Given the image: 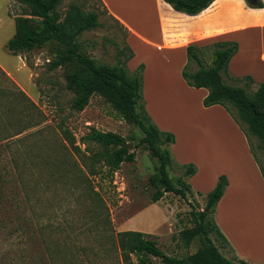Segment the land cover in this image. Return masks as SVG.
Here are the masks:
<instances>
[{
  "label": "rangeland",
  "instance_id": "374dc122",
  "mask_svg": "<svg viewBox=\"0 0 264 264\" xmlns=\"http://www.w3.org/2000/svg\"><path fill=\"white\" fill-rule=\"evenodd\" d=\"M134 5L131 13L135 15ZM71 6H78L86 13H98L99 26L79 37L89 58L97 64L114 66L128 56L126 30L107 14L98 0H61L57 8L59 15L63 18ZM127 7H122L124 12H128ZM1 9L11 20L25 12V7L16 0H0V13ZM144 12L154 24L151 7H144ZM137 25L143 28V22L138 21ZM9 29V34H13L14 26ZM4 40L0 31L1 44ZM135 47L137 62L132 64L133 70L127 64L126 68L130 73L139 71L142 107L147 116L146 109L151 110V122H157L161 133L169 131L165 129L178 132L176 151L183 159L191 160L188 164L195 168L193 162L206 161V153L214 147L198 137L199 131L187 134L184 127L212 128L218 125L216 119L202 112L206 107L199 100L200 94L187 92L180 85L176 78L178 62L170 67L163 63L162 53H150L137 43ZM51 53L49 48H44L26 54L22 68L15 56L0 48V65L11 76L5 77L0 71V264H124L118 234L125 231L149 234L158 248L171 257L184 258L195 253L201 247L199 236L189 248L174 237L181 230L195 228L193 213L205 207L206 196L218 181L209 193L203 194L192 187L185 199L164 193L153 204L155 188L149 183V177L157 172L159 162L147 146V150L143 149L145 145L135 147L143 133L122 120L99 95H93L83 111L72 110L74 94L66 88V70L48 69ZM200 57L203 66L209 67L210 51H204ZM197 68L192 63L189 71ZM235 69L241 74L252 71L243 61ZM163 72L168 78H162ZM261 80L256 77L252 83L224 78L227 85L242 88L249 96L255 93ZM184 84L187 85L185 81ZM228 106L238 118L236 109ZM223 111L245 135L240 126L244 130L247 127L242 123L239 126L226 109ZM92 130L115 133L127 145L132 144L134 162L122 163L115 172H110L97 156L102 148L81 143ZM214 136L218 139L219 135ZM248 138L264 171V146L256 136L250 134ZM70 140H74L76 150L69 145ZM162 148L169 150L167 146ZM224 153L228 165L223 170H237L245 174L248 182L239 180L243 190L235 182L233 202L223 213L236 225V232L239 225H245L252 250H261L264 248V192L247 175L242 156H237L233 148L231 154L225 150ZM184 167L172 161L168 168L169 178L179 188L190 184L183 174ZM200 178L192 184L202 188L204 182ZM180 180L182 184L178 185ZM250 227H258L260 233L252 236ZM214 244L226 259L239 260L228 247L215 241ZM131 259L133 264H141L135 255ZM143 259L146 264H160L152 257Z\"/></svg>",
  "mask_w": 264,
  "mask_h": 264
},
{
  "label": "trees",
  "instance_id": "16d2710c",
  "mask_svg": "<svg viewBox=\"0 0 264 264\" xmlns=\"http://www.w3.org/2000/svg\"><path fill=\"white\" fill-rule=\"evenodd\" d=\"M25 7V12L15 18V34L8 41L6 49L13 55L29 54L35 50L49 48L52 58L48 63L50 71L58 68L66 70V88L73 92L71 109L81 112L89 104L93 95L103 97L122 120L138 127L143 138L135 147L145 145L154 158L158 159L157 172L149 177V183L155 188L152 203L160 201L164 193H173L186 198L190 191L189 184L177 187L169 178L168 168L172 163L170 151L162 148L174 143L171 133H161L151 122L141 104V77L139 71L130 73L126 64L132 57V51L127 48L128 56L114 66L97 64L83 51L79 42L82 33L99 26L98 13L84 12L78 6L68 8L63 18L57 8L61 0H16ZM215 0H163L173 11L187 16H197L207 9ZM249 8H262L263 3L257 0L250 4L244 0ZM210 51L211 64L204 67L200 55ZM237 52V44L233 42H217L204 47L190 45L186 47V64L182 70V78L187 86L194 89H206L208 94L203 99L204 107L221 106L226 109L235 122L244 124V132L252 156L256 161L264 180V171L260 167L249 143L248 135H254L264 146V81L251 96L239 87L229 86L224 78L235 81H249L250 77L234 78L228 72L230 59ZM123 54V53H121ZM195 63L198 68L189 71L190 65ZM228 105L236 109V118ZM69 145L77 149L74 140ZM82 144H96L102 148L97 155L110 172H115L122 163H132L135 153L127 150L124 139L110 132L92 130L82 140ZM184 167V166H183ZM194 166L184 167V176L190 178L195 174ZM182 181H178L181 185ZM225 176H220L218 182L206 196L205 207L194 214L195 228L192 231L181 230L174 240L181 241L185 248H189L195 237H200L201 247L193 254L184 258L171 257L164 254L150 239L149 234L135 231H125L118 234V246L124 264H133L131 255H135L138 262L146 264L143 258L158 259L160 264H248L245 261H231L223 257L215 242L228 247L229 244L218 229L213 216L215 207L221 199L226 186ZM213 237V238H212ZM214 239V240H213Z\"/></svg>",
  "mask_w": 264,
  "mask_h": 264
},
{
  "label": "crops",
  "instance_id": "0c3cea01",
  "mask_svg": "<svg viewBox=\"0 0 264 264\" xmlns=\"http://www.w3.org/2000/svg\"><path fill=\"white\" fill-rule=\"evenodd\" d=\"M98 1L107 14L126 30L128 46L134 53L133 57L127 62V66L132 68V70V64L135 61L137 62L138 51H135L136 43L142 45L144 50L150 53L156 55L162 53L163 63L170 64V67H173V63L178 62L179 67L176 72V78L180 82V85H184L187 92L200 94L199 100L202 103L208 92L205 89H192L185 85L182 79V70L186 64V47L190 45L204 47L217 42L229 41L238 44V51L228 64L229 74L232 77H250L252 83L256 77L264 81V0H260L263 3L261 9L249 8L243 0H215L210 7L197 16H187L175 12L163 0ZM133 4L136 7L134 8L136 11L135 15L131 13L133 11ZM126 5L128 6V12H124L122 9ZM147 6L152 9L155 20L154 24L151 23L144 12V7ZM3 11L1 9L0 31H2V35L5 37V42L4 44H1L3 41L0 42V48H5L7 51L6 45L15 34V25L13 19L11 20L3 15ZM138 21L143 22V28L137 25ZM13 26L14 32L13 34H9V27ZM13 56L21 62V67L24 68L23 59L25 58L23 56H26V54ZM242 61L251 67L252 71L250 73L241 74L236 72V64ZM147 68L148 65L146 64L145 73ZM0 71L6 74L5 77H11L1 65ZM162 78H168V74L163 72ZM144 79L145 74H143V91L145 89ZM147 110L152 116L151 110L149 108ZM223 110L222 107L215 105L202 111L216 119L218 125L215 127L201 126V128H196L197 125L184 127V131L187 134L199 131L198 137L214 147L210 153H206V161L193 162L196 166V172L188 178L189 185L191 190H193V187L196 191H201L205 194L212 190L220 176L227 177L228 186L215 207L214 221L228 242V249L237 259L245 261L248 264H264V248L258 251L252 250L246 237L247 229H245V225H239L237 228L239 230L236 232V225L226 219L223 213L233 202V197L236 194L234 189H237L235 182H239V180L248 182L246 181L245 174L237 173V170H223V167L228 165L224 150L231 154L233 148L237 156H242L246 163L247 175L255 179L260 190L264 192V180L257 163L251 157L252 154L247 138L239 128L232 125ZM149 114L148 116L150 117ZM152 118L153 116L150 117V119ZM154 125L156 128L157 126L159 127L157 122ZM165 130H169L170 132L163 133H172L175 137L174 143L168 147L172 161L179 167L191 165L188 164L192 163L191 160L183 159L176 151L178 132L172 129ZM214 135H219L218 139ZM200 176L202 177L200 181L204 182V186H201L202 188L196 187V183L192 184ZM205 187H207V190H205ZM243 189L242 183L239 182V190ZM249 231L252 236L260 233L258 227H250Z\"/></svg>",
  "mask_w": 264,
  "mask_h": 264
},
{
  "label": "water",
  "instance_id": "95a60500",
  "mask_svg": "<svg viewBox=\"0 0 264 264\" xmlns=\"http://www.w3.org/2000/svg\"><path fill=\"white\" fill-rule=\"evenodd\" d=\"M246 1H247L248 3H250V4H256V2H257V0H246ZM126 148H127V150L130 151V150L132 149V144L127 145ZM143 149H144V150H147V147L144 146Z\"/></svg>",
  "mask_w": 264,
  "mask_h": 264
},
{
  "label": "built area",
  "instance_id": "2783aa9c",
  "mask_svg": "<svg viewBox=\"0 0 264 264\" xmlns=\"http://www.w3.org/2000/svg\"><path fill=\"white\" fill-rule=\"evenodd\" d=\"M264 58V57H263Z\"/></svg>",
  "mask_w": 264,
  "mask_h": 264
}]
</instances>
